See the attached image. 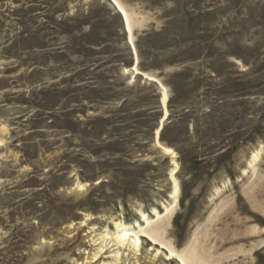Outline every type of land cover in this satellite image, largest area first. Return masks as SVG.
Masks as SVG:
<instances>
[{
    "label": "rangeland",
    "instance_id": "rangeland-1",
    "mask_svg": "<svg viewBox=\"0 0 264 264\" xmlns=\"http://www.w3.org/2000/svg\"><path fill=\"white\" fill-rule=\"evenodd\" d=\"M185 263L264 264V0H0V264Z\"/></svg>",
    "mask_w": 264,
    "mask_h": 264
},
{
    "label": "bare ground",
    "instance_id": "bare-ground-1",
    "mask_svg": "<svg viewBox=\"0 0 264 264\" xmlns=\"http://www.w3.org/2000/svg\"><path fill=\"white\" fill-rule=\"evenodd\" d=\"M120 7V6H119ZM121 8V7H120ZM122 9V8H121ZM123 10V9H122ZM123 12H124V15H125V18L127 19V14H126V12L123 10ZM128 22V21H127ZM126 26H127V24H126ZM165 100V99H164ZM123 236V237H122ZM125 236H127V234H124V235H122V234H120V236L119 237H121V238H123L124 239V237ZM186 264V263H185Z\"/></svg>",
    "mask_w": 264,
    "mask_h": 264
},
{
    "label": "water",
    "instance_id": "water-1",
    "mask_svg": "<svg viewBox=\"0 0 264 264\" xmlns=\"http://www.w3.org/2000/svg\"><path fill=\"white\" fill-rule=\"evenodd\" d=\"M164 99H165V98H164ZM164 99H163V100H164ZM164 101H165V100H164ZM165 102H166V101H165ZM177 190H178V184H177Z\"/></svg>",
    "mask_w": 264,
    "mask_h": 264
}]
</instances>
